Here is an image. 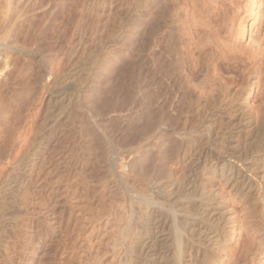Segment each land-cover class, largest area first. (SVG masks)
Masks as SVG:
<instances>
[{"label": "bare ground", "instance_id": "bare-ground-1", "mask_svg": "<svg viewBox=\"0 0 264 264\" xmlns=\"http://www.w3.org/2000/svg\"><path fill=\"white\" fill-rule=\"evenodd\" d=\"M240 1L147 0L145 68L107 45L98 97L90 62L55 79L41 121L2 146L0 264H240L251 235L264 264V45L239 42L264 0ZM223 67L238 94H221Z\"/></svg>", "mask_w": 264, "mask_h": 264}, {"label": "rangeland", "instance_id": "rangeland-1", "mask_svg": "<svg viewBox=\"0 0 264 264\" xmlns=\"http://www.w3.org/2000/svg\"><path fill=\"white\" fill-rule=\"evenodd\" d=\"M238 2L237 5L241 6V1ZM146 3L147 0L138 7L136 13L129 14L128 10L133 5L132 0H0V128L4 131L0 132V171L7 165L6 159L11 153L2 146L8 144L11 146V142L17 144L18 135L23 129L20 126H25L27 121L33 122V126L41 121L49 98L47 88H54L55 79L66 75L73 68H79L90 62L92 63L91 67L89 65L90 72L93 74H90L88 80L90 84L86 83L88 89L84 88L85 95L98 97L101 94V83L112 84L111 80L115 74L114 57H111L113 61L111 66L109 65V70H104L101 64L104 51L112 48L107 45H118L119 48L120 45L121 48L123 45L132 48L133 45L139 48L143 54L140 65L146 66L144 47L148 45ZM237 9L239 13L242 11L240 7ZM258 18L257 23L252 26L250 25L252 21H246L244 36L239 41L241 46L245 47L244 50L241 49L247 57L264 45V9ZM145 66L142 65L143 68ZM44 69L51 72L49 76L43 75L45 78L41 76L45 73ZM110 70H114L113 75L109 74L112 73ZM135 73L137 74L138 71ZM184 73L186 74L187 71ZM220 73L224 78L234 81L233 84L223 86L221 94L229 97L238 94L241 90L240 85L244 83L240 72L223 67ZM204 74L198 76L194 83L202 80ZM70 80L68 79L67 83ZM255 90L256 88L254 92ZM68 112L65 113L60 124L70 121L66 118L69 116ZM76 122L78 121L72 122L74 126L75 124L77 126ZM4 134L9 139L4 138ZM11 154H14V151ZM2 179L0 174V181ZM230 204L234 206L237 214H243V206L236 198L232 199L228 206ZM14 207L8 205L3 212L7 214L14 210ZM250 238L251 242L240 252V264H250L251 254L259 249L256 246L258 242L256 236L251 235Z\"/></svg>", "mask_w": 264, "mask_h": 264}]
</instances>
